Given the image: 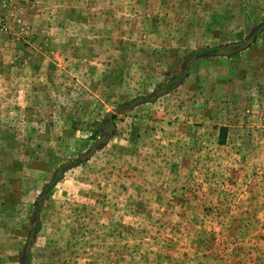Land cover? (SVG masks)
Listing matches in <instances>:
<instances>
[{
    "label": "rangeland",
    "instance_id": "rangeland-1",
    "mask_svg": "<svg viewBox=\"0 0 264 264\" xmlns=\"http://www.w3.org/2000/svg\"><path fill=\"white\" fill-rule=\"evenodd\" d=\"M0 264H264V0H0Z\"/></svg>",
    "mask_w": 264,
    "mask_h": 264
},
{
    "label": "water",
    "instance_id": "water-1",
    "mask_svg": "<svg viewBox=\"0 0 264 264\" xmlns=\"http://www.w3.org/2000/svg\"><path fill=\"white\" fill-rule=\"evenodd\" d=\"M246 42L249 44V43L253 42V40H249V41H246ZM221 53L228 54L229 53V49H226L224 51H221ZM162 92H164V91H162ZM158 95H159V93H158ZM109 120H110V125L111 126H110V128L107 129V132L109 133V135H111L112 132H113V129H114L113 116L111 114L109 115ZM103 140H106V137L99 139L98 140V143L102 142ZM94 150H95V148H94ZM33 236H34V232L32 233L31 241L34 239Z\"/></svg>",
    "mask_w": 264,
    "mask_h": 264
},
{
    "label": "trees",
    "instance_id": "trees-1",
    "mask_svg": "<svg viewBox=\"0 0 264 264\" xmlns=\"http://www.w3.org/2000/svg\"><path fill=\"white\" fill-rule=\"evenodd\" d=\"M220 47H217V48H214L212 51H217L219 50ZM210 51H200L198 53H194V56H197V55H201V54H204V53H209ZM38 205V204H37Z\"/></svg>",
    "mask_w": 264,
    "mask_h": 264
}]
</instances>
